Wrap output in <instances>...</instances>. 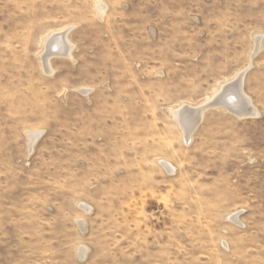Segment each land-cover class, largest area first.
Segmentation results:
<instances>
[{"label": "rangeland", "instance_id": "rangeland-1", "mask_svg": "<svg viewBox=\"0 0 264 264\" xmlns=\"http://www.w3.org/2000/svg\"><path fill=\"white\" fill-rule=\"evenodd\" d=\"M101 1L0 0V264H264V0Z\"/></svg>", "mask_w": 264, "mask_h": 264}, {"label": "bare ground", "instance_id": "bare-ground-1", "mask_svg": "<svg viewBox=\"0 0 264 264\" xmlns=\"http://www.w3.org/2000/svg\"><path fill=\"white\" fill-rule=\"evenodd\" d=\"M96 4V10L100 18H103L106 13V5L101 0H94ZM71 29H65L60 32L54 33L48 40L45 42V52L43 54L44 59V67L48 70L49 74H52L54 71L50 65V60L53 57H63V58H72V52L74 50V44L69 40L68 34L70 33ZM261 39L258 40L257 48H260ZM246 71H242L237 74L235 79L228 85L224 86L221 93L218 92L214 96V98H210L207 102L202 104L199 107H192L188 105H183L179 109L173 111V117L175 118L176 122L181 126L184 137L186 141L189 143L192 142L194 132L198 128L199 124L203 120V115L208 110L206 107L210 103H215L217 106L216 108L222 105H226L231 107L235 112H233L237 117L244 118V117H257L258 111L252 104L251 99L244 93L243 91V84H244V77L246 75ZM228 86V88H226ZM223 87V86H222ZM186 107H190L194 110H200L199 113H191L186 110ZM221 108V107H220ZM223 108V107H222ZM37 134V133H36ZM33 136V135H32ZM38 136H33L32 140V147L35 145ZM173 171L175 169H172ZM238 214L236 213L232 220L236 223L239 221ZM241 223V222H240ZM87 250H83L82 257L84 258L85 253Z\"/></svg>", "mask_w": 264, "mask_h": 264}, {"label": "water", "instance_id": "water-1", "mask_svg": "<svg viewBox=\"0 0 264 264\" xmlns=\"http://www.w3.org/2000/svg\"><path fill=\"white\" fill-rule=\"evenodd\" d=\"M226 88H228V86L226 87ZM228 104H226L225 106L224 105H222L221 104V106L220 107H224L225 109H227L228 111H230V112H235L231 107H229V106H227ZM206 107H208V109H211V108H216L217 106L215 105V103H210V104H208ZM186 110H188L189 112H191V113H199V111L200 110H194V109H192V108H190V107H186L185 108Z\"/></svg>", "mask_w": 264, "mask_h": 264}]
</instances>
